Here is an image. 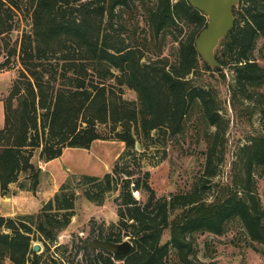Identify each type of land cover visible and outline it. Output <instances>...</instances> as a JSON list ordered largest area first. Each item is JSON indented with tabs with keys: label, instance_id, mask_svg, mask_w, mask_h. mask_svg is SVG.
Instances as JSON below:
<instances>
[{
	"label": "trees",
	"instance_id": "trees-1",
	"mask_svg": "<svg viewBox=\"0 0 264 264\" xmlns=\"http://www.w3.org/2000/svg\"><path fill=\"white\" fill-rule=\"evenodd\" d=\"M136 1L148 25L144 36L138 33L139 23L129 24L125 17ZM240 8L243 24L235 19L216 59L235 74L232 99L241 94L254 100L263 133L242 148L237 182L221 187L207 203L199 182L192 192L158 197L145 162L157 148L156 136L183 135L196 110H201L208 127L220 128L223 122L215 89L191 78L200 67L212 73L223 70L211 69L197 52L196 39L208 22L203 13L188 0H0V35L16 30L22 20L31 25L30 33L22 37L20 53L28 76L14 86L0 131V196L8 197L12 185L37 193L44 172L33 162L35 154L40 162L49 163L67 149L88 150L94 142L107 140L98 125H110L112 139L124 143L110 173L68 178L37 213L0 216V264H169L173 251L179 264H199L196 237L221 236L233 221L241 223L252 242L264 247V206L253 181V169L264 170V95L257 92L264 85V68L254 60L256 42L264 37V0H240ZM117 23L120 33L126 30L122 35L114 30ZM180 25V35L183 26L188 28L182 41L174 32ZM125 33L128 39H122ZM168 36L179 44L174 62L163 57ZM68 44L75 46L80 59H67L70 65L61 66L57 77L58 69L41 63L49 55L67 54ZM153 51L157 60L145 57ZM88 68L101 77L89 79ZM113 79L135 91L137 103L113 100L107 85ZM17 98L22 105L15 108ZM217 136L208 148V174L215 167ZM116 194L118 222L93 238L115 243L127 239L133 244L129 255L103 250L92 254L81 246L90 238L74 245L59 243L80 196L101 207ZM167 231L170 239L163 243ZM35 242L44 245L40 254L34 252Z\"/></svg>",
	"mask_w": 264,
	"mask_h": 264
},
{
	"label": "rangeland",
	"instance_id": "rangeland-1",
	"mask_svg": "<svg viewBox=\"0 0 264 264\" xmlns=\"http://www.w3.org/2000/svg\"><path fill=\"white\" fill-rule=\"evenodd\" d=\"M174 1L176 2V0ZM238 9L241 12L240 6ZM239 12L235 19L243 24L244 19L240 17ZM125 17L129 24L139 23L138 33H142L144 36V31H148L145 12L140 8L138 1L130 8L129 16L126 14ZM14 20L17 22L18 17H14ZM29 25L22 20L16 30L0 35V131L5 125V107L14 86L23 80L22 77L28 76L20 53L22 37L25 32L30 33L31 25ZM120 25L119 23L115 24L114 30L122 35L126 30L124 29L123 33H120ZM181 28L182 25L174 30L179 41L186 38L188 34V28L183 26L185 31L180 35ZM127 35L125 33L122 39H128ZM178 47V42L168 36L163 47V57L174 62ZM75 49L74 45L68 44L67 49L64 50L67 54L49 55L41 65H45V68L49 65L47 69L50 70L58 69L57 77H60L61 66L65 63L70 65L67 59H80L79 53ZM153 53L157 52L153 51L151 54H146L145 57L157 60V56ZM254 60L264 68V37L256 42ZM82 63L87 67H92V63L88 60H83ZM50 74L54 75L53 72ZM88 75V78L91 79V77H101L102 74H96L95 70L90 69ZM103 75H105L104 72ZM191 78H194L198 84L205 88L215 89L221 102L220 115L223 122L220 128L208 127L201 110H196L183 135L169 137L160 133L159 136H156L157 148L149 152L148 158H150L145 161L147 163L146 170L151 172L150 183L158 197L192 192L199 182L201 194H203L204 200L209 203L218 195L221 187L235 179L237 182L242 171L240 164L242 148L263 133L261 115L254 100H249L241 94L236 100L232 99L231 90L232 87H235V74L229 66L222 70V74L206 72L200 67ZM107 85L111 90L113 100L137 103V93L127 86L121 85L117 79L107 82ZM257 92L264 95V85L257 89ZM21 105L22 100L17 98L14 107L18 108ZM97 130L107 140L96 141L92 144L91 150H66L61 158L52 161L45 168L46 172L41 178L38 193L19 191L17 185H12L8 197L0 196V215L7 214L8 211L15 212V217L39 212L67 181L66 177L80 175L103 177L110 173L118 155L124 150V143L112 139L110 125H98ZM216 136L217 138L214 139L217 144L215 167L211 168L210 174H208L205 170L208 148L210 141H213L211 138ZM162 158L165 161L158 167H154ZM33 162L39 166L44 164L39 161L38 153L35 154ZM253 176L255 191L264 206V170L258 167L254 168ZM238 188L241 191L243 189L241 185H238ZM14 192L17 196L13 195ZM117 195L111 196L101 207L95 206L80 196L76 203L72 223L59 237V243L74 245L89 238L93 239L99 231L117 223L118 215L115 204ZM32 196L35 198L32 199ZM135 196L142 200L138 193ZM169 239L170 233L167 231L162 242L165 243ZM196 239L199 264H264V247L249 239L239 221H233L221 236L207 233L197 236ZM35 245L40 246L38 254L44 251L43 243L35 242ZM169 264H179L174 251L169 258Z\"/></svg>",
	"mask_w": 264,
	"mask_h": 264
},
{
	"label": "water",
	"instance_id": "water-1",
	"mask_svg": "<svg viewBox=\"0 0 264 264\" xmlns=\"http://www.w3.org/2000/svg\"><path fill=\"white\" fill-rule=\"evenodd\" d=\"M188 2L193 8L203 13L208 20L206 28L202 30L195 42L198 54L211 69H223L216 59V51L221 41L234 27L233 11L240 6V0H188ZM136 148L139 152L142 151L140 143H137ZM81 246L92 254L103 250L116 256H127L133 249V244L129 240L115 243L98 238H93ZM34 252H40L39 245L34 246Z\"/></svg>",
	"mask_w": 264,
	"mask_h": 264
},
{
	"label": "crops",
	"instance_id": "crops-1",
	"mask_svg": "<svg viewBox=\"0 0 264 264\" xmlns=\"http://www.w3.org/2000/svg\"><path fill=\"white\" fill-rule=\"evenodd\" d=\"M94 143H95V142H94ZM94 143H93V144H94ZM92 146H93V145H92ZM91 148H92V147H91ZM67 150H68V149H67ZM90 150H91V149H90ZM90 150H89V151H90ZM65 151H66V150H65ZM65 151H64V152H65ZM63 154H64V153H63ZM120 154H121V153H120ZM120 154H119V155H120ZM119 155H118V157H119ZM118 157H117V158H118ZM50 164H51V162H49V163H44V164H42V166H40L41 169L43 170V172H46V171H45V168H47ZM67 178H68V177H66V180H67ZM55 192H56V191H55ZM37 193H38V192H37ZM16 196H17V195H16ZM31 198L34 199L35 197L32 196ZM9 210H10V208H9ZM37 212H38V211H37ZM33 214H34V213H33ZM0 216H4V217H6V216H9V217H15V212L10 213V211H8L7 214H3V215H0Z\"/></svg>",
	"mask_w": 264,
	"mask_h": 264
}]
</instances>
